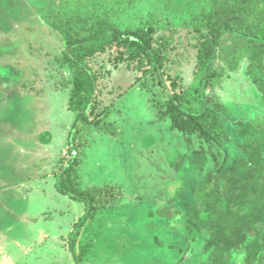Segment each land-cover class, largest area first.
<instances>
[{
  "label": "rangeland",
  "instance_id": "obj_1",
  "mask_svg": "<svg viewBox=\"0 0 264 264\" xmlns=\"http://www.w3.org/2000/svg\"><path fill=\"white\" fill-rule=\"evenodd\" d=\"M233 1L0 0V264H208L192 249L199 244L179 236L161 214L170 212L172 195L173 205L183 207L181 188L189 193L217 161L230 164L241 156L238 123L264 114L261 94L246 75L247 60L237 71L226 67L244 44L233 32L225 31L212 63L214 70L226 69L224 75L198 91L194 22L213 3ZM257 1L264 7V0ZM113 9L121 10L114 16L118 22L139 26L152 19L162 33L177 30V63L168 64V72L181 71L179 83L194 107L199 99L228 107L223 123L229 141L217 145L159 121L152 106L160 97L158 81L126 64L116 67L110 54L93 67L102 74L98 99L113 133L82 125L72 134L73 72L63 63L66 42L49 20ZM199 148L211 164L193 170L186 156ZM75 156L77 188L87 192L81 201L58 187L63 167ZM182 170L186 176L179 181ZM244 255L236 252L235 263L244 264Z\"/></svg>",
  "mask_w": 264,
  "mask_h": 264
},
{
  "label": "trees",
  "instance_id": "obj_2",
  "mask_svg": "<svg viewBox=\"0 0 264 264\" xmlns=\"http://www.w3.org/2000/svg\"><path fill=\"white\" fill-rule=\"evenodd\" d=\"M118 12L121 10L113 9L105 15L85 17V11L79 10L75 15L57 14L49 20L66 42L63 63L73 72L69 109L77 117L72 134L82 125L113 133L104 122L106 109H100L98 99L102 74L93 67L96 59L110 54L116 67L126 64L130 70L158 81L160 97L153 99L152 106L159 121L170 120L180 133L197 135L217 145L229 141L231 137L223 123L228 107L203 99L198 101L199 108L194 107L188 90L179 83L181 71L175 76L168 72L171 68L168 64L177 63V30L167 28L162 33L152 19L139 26L118 22L114 17ZM194 23L198 91L224 75L226 69L214 70L212 63L221 38L225 31H230L242 37L244 44L228 56L226 67L234 72L247 60L246 75L264 101V7L257 0L213 3ZM236 133L242 139L238 143L242 155L230 164L226 159L217 161L214 168L191 185L189 193L181 188L183 207L173 205L171 194L170 212L161 214L169 219L168 226L179 236L191 245L199 244L192 249L208 264H236L234 258L239 250H244V264H264V114L240 121ZM80 147L82 143L78 142L75 148L78 151ZM186 158L193 170H203L211 164L204 148L191 151ZM176 160L169 164L173 166ZM179 165L180 161L177 171L181 172ZM79 166L77 156L70 159L68 166L63 167L58 187L63 194L81 201L87 192L77 188L75 174ZM185 176L182 170L179 181ZM90 207L97 209L94 205ZM84 252L77 256L78 263L83 261Z\"/></svg>",
  "mask_w": 264,
  "mask_h": 264
}]
</instances>
